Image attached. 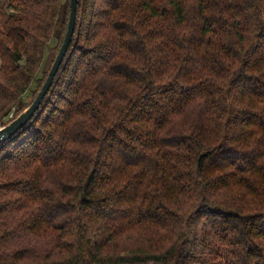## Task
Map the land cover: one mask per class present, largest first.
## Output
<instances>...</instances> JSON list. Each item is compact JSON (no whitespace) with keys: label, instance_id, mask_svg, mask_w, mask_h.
<instances>
[{"label":"trees","instance_id":"16d2710c","mask_svg":"<svg viewBox=\"0 0 264 264\" xmlns=\"http://www.w3.org/2000/svg\"><path fill=\"white\" fill-rule=\"evenodd\" d=\"M70 12L0 0V127ZM0 264H264V0H78L0 142Z\"/></svg>","mask_w":264,"mask_h":264},{"label":"water","instance_id":"95a60500","mask_svg":"<svg viewBox=\"0 0 264 264\" xmlns=\"http://www.w3.org/2000/svg\"><path fill=\"white\" fill-rule=\"evenodd\" d=\"M77 8L78 0H71V12L68 22V29L65 35L64 42L62 43L60 50L55 58L54 63L49 71L46 81L44 82L41 90L38 92L33 102L22 111L16 118L10 121L8 124L0 127V142L11 138L21 128L27 125L31 118L35 115L38 108L41 106L43 99L50 90L55 76L59 71V68L63 62V59L68 51L70 43L72 41L73 34L75 32L76 20H77Z\"/></svg>","mask_w":264,"mask_h":264},{"label":"rangeland","instance_id":"374dc122","mask_svg":"<svg viewBox=\"0 0 264 264\" xmlns=\"http://www.w3.org/2000/svg\"><path fill=\"white\" fill-rule=\"evenodd\" d=\"M51 56L48 57V60L46 61L45 65L43 66V71H45L47 69V67H50V61L52 60ZM0 63H1V59H0ZM13 114L10 115V117H12ZM9 117V118H10Z\"/></svg>","mask_w":264,"mask_h":264}]
</instances>
